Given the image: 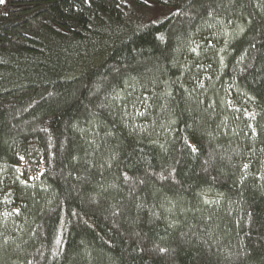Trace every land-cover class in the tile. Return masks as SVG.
Returning a JSON list of instances; mask_svg holds the SVG:
<instances>
[{
	"label": "trees",
	"instance_id": "1",
	"mask_svg": "<svg viewBox=\"0 0 264 264\" xmlns=\"http://www.w3.org/2000/svg\"><path fill=\"white\" fill-rule=\"evenodd\" d=\"M0 264H264V0H1Z\"/></svg>",
	"mask_w": 264,
	"mask_h": 264
},
{
	"label": "water",
	"instance_id": "2",
	"mask_svg": "<svg viewBox=\"0 0 264 264\" xmlns=\"http://www.w3.org/2000/svg\"><path fill=\"white\" fill-rule=\"evenodd\" d=\"M1 1V0H0Z\"/></svg>",
	"mask_w": 264,
	"mask_h": 264
}]
</instances>
